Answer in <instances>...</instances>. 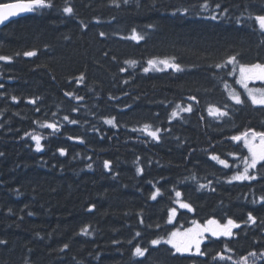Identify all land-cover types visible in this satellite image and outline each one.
Returning a JSON list of instances; mask_svg holds the SVG:
<instances>
[{
	"label": "trees",
	"instance_id": "trees-1",
	"mask_svg": "<svg viewBox=\"0 0 264 264\" xmlns=\"http://www.w3.org/2000/svg\"><path fill=\"white\" fill-rule=\"evenodd\" d=\"M52 3L0 29V56L12 58L0 60V264H244L245 256L264 264V162L251 170L255 180L230 182L247 154L231 138L264 131V106L251 103L225 63L234 55L264 63V34L248 19L264 14V0H207V8L205 0ZM133 28L143 40L130 38ZM165 58L182 71H144L148 60ZM210 107L228 115H210ZM33 135L42 137L40 151ZM229 217L240 227L231 237H208L205 256L150 243L194 220ZM137 245L145 256H133Z\"/></svg>",
	"mask_w": 264,
	"mask_h": 264
},
{
	"label": "snow or ice",
	"instance_id": "snow-or-ice-1",
	"mask_svg": "<svg viewBox=\"0 0 264 264\" xmlns=\"http://www.w3.org/2000/svg\"><path fill=\"white\" fill-rule=\"evenodd\" d=\"M112 3L115 4L117 7H119L118 0H112ZM124 4H128L129 0H123ZM139 6V5H137ZM54 7V4L52 3V0H17L15 3H2L0 4V25L4 24L6 21L9 20L10 17H15L20 15L21 13H27V12H35L39 9H45V8H52ZM203 8H207V0H205V3L201 5ZM217 8L220 7L219 4L216 5ZM177 11H183L184 13H187L188 9H182ZM227 11V9H225ZM63 12L66 14H73L74 9L71 6H65L63 8ZM175 14V12L173 13ZM213 20H215L217 17L212 16ZM248 19L252 20L254 19L255 23L258 25L259 32L264 34V14H258L253 16H249ZM237 24L242 23V21L237 18ZM148 27H153V25H148ZM101 36H105L106 34L101 32ZM133 40L140 41L144 39V36L137 33L136 29H132V35L130 37ZM19 55V53H17ZM23 55L32 57L36 55L35 51H26L23 53ZM12 58L7 56H0V60L10 61ZM175 58H165L163 60L160 59H150L148 60V68H144L145 72H148L150 68L156 67L157 65H163L164 68H171L176 71H182L181 65L179 63L174 62ZM126 63L135 64L136 61H126ZM226 64H233L234 66H238V72L239 77L237 79V83L241 84L245 91L247 92L248 99H250L251 103L253 105H260L264 106V87L260 88H250L249 82L250 81H260L264 83V63L262 62H255V63H239L237 60V57L230 56L228 57ZM216 67H221V64L215 65ZM163 70V69H158ZM237 69L236 67L233 68V72H235ZM121 71H124V69H121ZM230 75L232 73H229ZM84 74L81 73L80 77L78 78L77 82H83L84 80ZM0 87H3V85H0ZM227 87V85H226ZM66 95L72 96L73 93H67ZM229 95L232 100L235 101L236 104H243L245 101L241 98V95L236 92L235 90H231L229 92ZM13 100L16 99V97L12 98ZM76 99H82V97H76ZM192 99H195L194 97ZM32 103H35V100L31 101ZM179 108L180 106L177 105ZM38 110V109H37ZM76 109H73L75 111ZM182 111L190 112L192 111L191 105H189L186 108L181 109ZM209 114L210 115H218V116H226L228 115L227 112L221 111L219 108L210 107L209 108ZM178 115L177 112H173L172 116ZM65 120H69L67 116L64 117ZM69 123H76L74 120H69ZM105 123L114 125V118L107 119ZM44 126V125H42ZM48 128H52L54 130H58V127L56 124H47ZM144 130L148 132V135L159 139V136L157 133L159 132V129L156 130H150V125H144ZM26 135H28L26 133ZM32 139L36 142V150L40 151L42 149L41 145V139L42 137L33 135ZM70 139H72L70 137ZM75 139H80L79 137H76ZM231 139L235 141H243L244 147L248 149V152L250 156H246L243 158L244 163V169L242 172L237 171L235 175H233L230 178V182L232 180L235 181H251L255 180L256 176L251 175L249 173V169H255L257 164L260 162H264V131L257 132L254 129H247L245 132L241 133L238 136H233ZM61 155H65V149L61 148L58 150ZM2 155V153H0ZM212 160H218L219 163L223 164L225 167H228V163L226 160L219 159L218 156H212ZM110 161H104V168L109 169L110 168ZM89 168L92 167L91 164L88 165ZM142 171V170H138ZM201 188L205 187V185H200ZM159 189H156V191L152 194V199H156ZM176 196L180 197L181 193L176 192ZM260 200L264 202V196L260 197ZM179 203L181 208L189 209L191 210V205L186 202L177 201ZM95 208V205H91L89 207V211ZM176 209L172 208L169 210V217L168 222H171L173 218L175 217ZM248 222L255 223L256 217H254L251 213L248 214ZM194 227L185 229L183 232L179 230L172 231L168 233V238L165 240L164 238H157L150 241L151 245H160L162 242L168 245H171V247L175 250L176 253L184 254H195L198 256H205L207 253L201 250V244L203 240L206 238L205 233H210L211 236L219 237V236H225V237H231L233 235V229L239 228L240 225L233 220L232 218H227L226 222L224 224H221L219 220L212 218L206 221V224L201 226L196 221H193ZM82 232L85 234H88L87 228L81 229ZM137 236L140 235V233H136ZM6 243L5 241H0V244ZM131 243V241H129ZM65 249L69 246L65 244L63 246ZM228 251H232V249H228ZM148 252L147 248H142L140 245H137L134 248L133 256L136 257H143L145 256V253ZM251 256H256L255 252L250 253ZM217 257L221 260H231V256H224L222 253H217ZM216 257H214L215 259ZM241 260L244 262V264H247L248 257H241ZM239 264V262H237Z\"/></svg>",
	"mask_w": 264,
	"mask_h": 264
},
{
	"label": "rangeland",
	"instance_id": "rangeland-1",
	"mask_svg": "<svg viewBox=\"0 0 264 264\" xmlns=\"http://www.w3.org/2000/svg\"><path fill=\"white\" fill-rule=\"evenodd\" d=\"M237 79H238V77H239V72H238V67H237ZM260 81H250L249 82V87L250 88H260L259 86H261L260 85V83H259ZM238 84V86H239V88L243 91V92H245L246 94H247V92L245 91V89L243 88V86L241 85V84H239V83H237ZM264 87V86H263ZM247 150V152H248V149H246ZM247 156H250V154H249V152H248V155ZM244 158V157H243ZM243 158L240 160V162H241V164H242V169H241V171L240 172H242L243 171V169H244V163H243ZM249 173H250V169H249ZM180 201V200H179ZM178 205H179V203H177ZM212 219V218H211ZM216 219V218H215ZM218 220V219H217ZM220 221V220H219ZM199 225H201V226H203V225H205L206 224V221H204V222H199V221H196ZM220 223L221 224H223L222 223V221H220ZM192 227H194V225H193V222L189 225V226H187V227H185V228H182V229H176V230H179V231H181V232H183L185 229H188V228H192ZM205 236H206V238L204 239V240H206L209 236H211V234L210 233H205ZM166 240V239H165ZM203 240V241H204ZM169 246H171V245H169ZM174 250V249H173ZM175 251V250H174Z\"/></svg>",
	"mask_w": 264,
	"mask_h": 264
},
{
	"label": "water",
	"instance_id": "water-1",
	"mask_svg": "<svg viewBox=\"0 0 264 264\" xmlns=\"http://www.w3.org/2000/svg\"><path fill=\"white\" fill-rule=\"evenodd\" d=\"M15 2H17V0H16V1H11V2H6V3H15ZM1 4H2V3H1ZM24 14H25V13H21V14L18 15V16L10 17L8 21H6L4 24L0 25V28L3 27L4 25H6L9 21L14 20V19H16V18H18V17H20V16H22V15H24Z\"/></svg>",
	"mask_w": 264,
	"mask_h": 264
}]
</instances>
